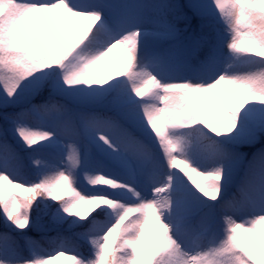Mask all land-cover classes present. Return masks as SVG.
Masks as SVG:
<instances>
[{"label": "snow or ice", "instance_id": "snow-or-ice-1", "mask_svg": "<svg viewBox=\"0 0 264 264\" xmlns=\"http://www.w3.org/2000/svg\"><path fill=\"white\" fill-rule=\"evenodd\" d=\"M62 258L264 264V0H0V264Z\"/></svg>", "mask_w": 264, "mask_h": 264}, {"label": "rangeland", "instance_id": "rangeland-1", "mask_svg": "<svg viewBox=\"0 0 264 264\" xmlns=\"http://www.w3.org/2000/svg\"><path fill=\"white\" fill-rule=\"evenodd\" d=\"M121 48H116L106 59L105 67L102 69L103 71H117L123 67V61L121 59ZM54 264H69L68 261L61 259V261L54 262Z\"/></svg>", "mask_w": 264, "mask_h": 264}, {"label": "trees", "instance_id": "trees-1", "mask_svg": "<svg viewBox=\"0 0 264 264\" xmlns=\"http://www.w3.org/2000/svg\"><path fill=\"white\" fill-rule=\"evenodd\" d=\"M32 239L39 241L40 240V236L37 235V234H32Z\"/></svg>", "mask_w": 264, "mask_h": 264}]
</instances>
